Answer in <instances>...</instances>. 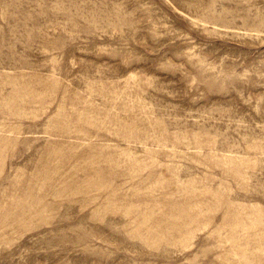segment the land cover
<instances>
[{
    "label": "rangeland",
    "instance_id": "374dc122",
    "mask_svg": "<svg viewBox=\"0 0 264 264\" xmlns=\"http://www.w3.org/2000/svg\"><path fill=\"white\" fill-rule=\"evenodd\" d=\"M0 264H264V0H0Z\"/></svg>",
    "mask_w": 264,
    "mask_h": 264
}]
</instances>
